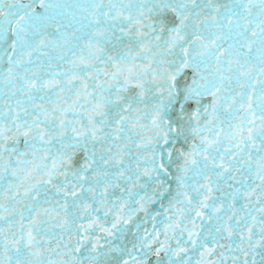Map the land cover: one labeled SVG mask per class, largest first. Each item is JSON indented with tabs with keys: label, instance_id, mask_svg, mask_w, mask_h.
<instances>
[{
	"label": "snow or ice",
	"instance_id": "snow-or-ice-1",
	"mask_svg": "<svg viewBox=\"0 0 264 264\" xmlns=\"http://www.w3.org/2000/svg\"><path fill=\"white\" fill-rule=\"evenodd\" d=\"M0 264H264V0H0Z\"/></svg>",
	"mask_w": 264,
	"mask_h": 264
}]
</instances>
